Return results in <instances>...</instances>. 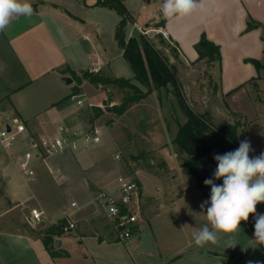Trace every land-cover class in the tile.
<instances>
[{"label": "crops", "instance_id": "crops-1", "mask_svg": "<svg viewBox=\"0 0 264 264\" xmlns=\"http://www.w3.org/2000/svg\"><path fill=\"white\" fill-rule=\"evenodd\" d=\"M60 1L29 0L33 8L32 15L14 18L9 27L0 32V43L7 44L19 64L17 72L11 68L12 71L8 73L6 66L11 65L0 57V78L4 77L0 79V124L8 123L14 117L19 118L26 126L24 136L27 138L52 135L58 124L68 123L64 120L69 108L68 101L56 103L69 96L75 85L74 80L67 83L64 77L72 78L70 70L75 71L78 61L84 60V56L87 57V52L78 43V39L68 30L69 27L81 26L79 20L83 21V18L60 4ZM96 1L87 5L98 6ZM122 1L133 17L131 23L140 33L142 28L149 29L148 34H154L158 43L160 36L166 44L172 45L175 49L172 63L176 64L178 75L181 76L180 67L187 71V67H196L204 61L198 60L195 44L205 33L221 49V66L215 64L217 70L214 74L212 72L214 78L216 73L219 77L220 92H240L244 83H253L252 79L258 74L261 77V70L264 68L258 72L246 59H258L264 64V0H197L199 8L196 12L171 20L164 18L163 14H157L163 0H138L136 6H130L129 0ZM250 20L260 26L246 30ZM160 21H164V24L159 25ZM159 28L168 31V38L153 30ZM131 33L134 36V32ZM42 47L44 52L41 51ZM166 48L168 51L171 49L169 46ZM121 52L123 56L122 49ZM168 56L171 58L172 55ZM86 60L83 62L86 63ZM98 64L99 61L94 62L82 70H92ZM104 65H101L99 72L112 76L106 72ZM18 73L26 79L19 80ZM38 84L40 85L37 86ZM87 84L91 83L83 81L81 85L83 93ZM242 84L236 91L230 92ZM16 161L14 154L0 151V179L5 178L8 182L12 180L15 171L19 170ZM90 161L84 151L67 152L49 156L35 166L33 184L29 188L40 208L35 205L31 209L36 207L42 210L43 221L32 223L30 210L25 215L30 230L26 227L14 228L11 224L0 226V264H56L53 255H67L69 249L77 247H80L84 257L91 256L92 259H104L101 253L107 249L108 254L112 253L108 261L121 263L119 258L116 259L117 255L114 257V250L119 244L129 251L131 248L136 251V254H130L132 264H263L264 257L260 246L253 242L254 234L245 221H241L242 230L236 236L235 247L226 248L223 241L220 245H195L192 232L206 223L200 205L208 199L202 194L196 195L195 201L189 205L179 203V200H187V195L179 196L178 202H173L176 204L178 217L171 221L161 220L155 231L153 222L148 220L147 223L146 220V203L143 202L146 195L142 182L141 228L135 236L122 241L103 207L95 200L96 192L106 188L98 187L86 176ZM37 167L40 168L39 174ZM47 171L49 175H46ZM37 175L43 177V185L50 187L51 193L79 196L71 199L69 206L58 199L50 205L51 197L46 192V187L41 188L36 179ZM19 193L13 191L11 204H21L16 199ZM73 201L77 202L76 207L71 206ZM167 205L164 202L160 204L163 208ZM257 209L264 211V204H258ZM203 212L206 213V208ZM63 217L74 221L76 228L62 234L47 235L46 229L57 224ZM146 225L152 232V245L149 247H144L142 243ZM56 240L60 241V245L55 244ZM48 246L55 249L50 252L51 259L47 255Z\"/></svg>", "mask_w": 264, "mask_h": 264}, {"label": "rangeland", "instance_id": "rangeland-1", "mask_svg": "<svg viewBox=\"0 0 264 264\" xmlns=\"http://www.w3.org/2000/svg\"><path fill=\"white\" fill-rule=\"evenodd\" d=\"M93 1H60V4L83 18V21L79 20L81 26L68 28L78 39L85 53L87 52V57L84 56V60H79L77 67H74L75 72H80L85 66L99 61V64H105V70L112 75L111 77L123 76L139 84L134 79V72L122 56L115 39L120 15L114 9L87 5ZM128 4L136 6L138 0H129ZM131 31L134 32V36L140 34L138 29L129 23L127 37ZM146 35L155 42L156 47L164 55H172L171 58L169 57L170 62L174 61L173 52L171 49L167 50L166 44L158 43L154 39V34ZM41 51H45L43 47ZM0 57L11 65V67L6 66L8 73L12 71L11 68L16 72L19 70V64L7 44L0 43ZM85 60L86 63L83 62ZM180 68L181 76L177 75L188 105L198 113L209 114L212 122L217 125L225 121H240V141L249 140L254 149L249 153L250 157L259 156L264 152V69L261 70V77L258 80L247 83L240 92L224 94L220 92L217 73L215 78L212 76V72L214 74L217 70L214 64L204 60L196 67H187V71ZM101 73L107 75L105 72L101 71ZM18 77L22 81L26 79L21 73H18ZM141 87L145 89L144 86ZM102 88L104 90L87 84L85 93L81 91L76 95L77 98L68 99L69 108L64 120L73 126H96L100 129L102 142L82 150L91 160L85 172L86 176L98 187L104 186L109 191L117 190L119 176L135 179L140 184L142 182L146 195L143 201L146 203V220L147 223L148 220L153 222L156 231L161 220L171 221L178 217L176 204L173 202L177 203L179 196L187 195L189 198L179 200V203L189 205L195 201L196 195H201L195 177L183 168L182 161L186 158V153L174 143V136L179 124L185 121V115L174 95L165 89L160 91L153 89L145 98L131 104L123 114L118 115L110 108L119 105L124 96L131 94L132 90H122L112 85ZM78 98L84 99L83 106L75 103ZM89 103L92 106L88 105ZM94 107H100L102 112L91 120L95 114ZM0 151L5 153L1 147ZM39 173L40 168L37 167V174ZM47 174L49 175L48 171ZM36 177L41 188L46 187L43 185V177L40 178L38 175ZM33 179V176L27 177L20 170L15 171L10 182L5 178L0 179V226L11 224L14 228H30L26 224L25 215L32 206L36 205L40 208L33 198V191L29 188L33 184ZM13 191L20 192L16 199L21 201V204L10 203V197H14ZM46 192L51 197L50 205L58 199L69 206L71 199L79 196L69 193L56 195L51 193V188L48 186ZM161 202L168 204L167 207H161ZM63 219L66 220L65 217ZM146 226L142 243L144 247H149L152 245V232L151 228ZM115 249L114 257L117 255L116 259L119 258L121 263L109 262L108 258L112 253L108 254L107 249L101 250L102 253L100 251L104 259H92L91 256L86 258L80 247L69 249L67 255L57 253L53 257L56 264H132L130 254H136L133 248L129 251L124 245L119 244ZM53 250L48 246L47 255L50 259L52 258L50 252ZM262 261L264 264L263 258Z\"/></svg>", "mask_w": 264, "mask_h": 264}, {"label": "trees", "instance_id": "trees-1", "mask_svg": "<svg viewBox=\"0 0 264 264\" xmlns=\"http://www.w3.org/2000/svg\"><path fill=\"white\" fill-rule=\"evenodd\" d=\"M96 5L114 9L120 15V20L115 30V39L118 46L123 50V56L134 72V79L139 84L135 83L133 79L123 76L111 77L91 70H82L77 74L75 71L70 70L75 81L72 93L56 104L66 103L68 99L81 93L83 81H87L96 87L112 85L122 90H132L131 94L124 96L123 101L119 105L110 108L111 111L120 115L131 104L145 98L153 89L159 91L165 89L168 93L174 95L182 113L185 115V121L179 124L174 136V143L187 155L182 161L183 168L195 177L197 187L202 196L205 199H209L211 188L204 184V180L212 178L217 167V162L214 160L215 154L223 155L239 147L240 127L238 122L225 121L219 125L214 124L209 114L198 113L188 105L177 75V66L170 62L169 56L164 55L156 47L155 42L146 34L140 33L139 36L127 37V26L133 21V17L122 0H97ZM163 24L164 21H160L159 25ZM259 26V23L250 20L246 30ZM158 37L160 44H166L162 37ZM166 46L171 48L173 54L175 53L172 45L166 44ZM195 48L199 55L198 60H205L207 63L221 66L222 55L220 46L211 41L205 33L201 35L199 41L195 44ZM246 61L251 62L258 72L264 68V64L258 59L247 58ZM258 78H260L259 74L252 79V82H255ZM241 86L243 84L230 92L236 91ZM94 110L95 114L91 117V120L102 112L100 107H94ZM215 183L222 184V179L216 180ZM262 213L264 211L257 209V214ZM246 222L254 234V216L250 215ZM66 223L67 221L61 218L57 221V224L46 229L45 233L49 236L62 234L64 232L63 226ZM260 250L264 257V247L260 246Z\"/></svg>", "mask_w": 264, "mask_h": 264}, {"label": "clouds", "instance_id": "clouds-1", "mask_svg": "<svg viewBox=\"0 0 264 264\" xmlns=\"http://www.w3.org/2000/svg\"><path fill=\"white\" fill-rule=\"evenodd\" d=\"M198 8L197 0H163L161 12L171 20L190 15ZM32 13L29 0H0V32L14 18L30 17ZM252 151L251 142L245 139L237 149L214 155L217 167L212 178L204 180L211 188L210 197L200 205L206 223L192 232L196 246L220 245L223 241L224 247H235L241 221H248L250 215L255 218L253 242L264 246V213L257 214V205L264 203V152L250 157ZM221 179L222 184L215 183Z\"/></svg>", "mask_w": 264, "mask_h": 264}, {"label": "built area", "instance_id": "built-area-1", "mask_svg": "<svg viewBox=\"0 0 264 264\" xmlns=\"http://www.w3.org/2000/svg\"><path fill=\"white\" fill-rule=\"evenodd\" d=\"M157 14L162 15L161 8L157 11ZM153 30L168 38L166 29ZM149 31V29H141L142 34H148ZM131 36L132 33L130 32L128 37ZM100 69L101 65L98 64L91 71L99 72ZM72 98L75 99L77 96L75 95ZM75 103L78 106H83L84 99L78 98ZM25 131L24 122L16 117L8 123L0 124V147L8 154L16 156L19 170L27 177L33 176L35 166L40 161H45L49 156L82 151L102 142L100 129L96 126H73L62 122L57 125L52 135L36 139L25 137ZM118 183L119 186L115 192L103 188L99 189L96 192L95 200L103 207L119 238L126 241L135 236L142 225L141 185L137 180L125 176H119ZM71 206L76 207L77 202L73 201ZM43 215L44 212L36 207L30 211L32 223L42 222ZM75 228L76 223L69 220L63 226L64 232H69Z\"/></svg>", "mask_w": 264, "mask_h": 264}, {"label": "water", "instance_id": "water-1", "mask_svg": "<svg viewBox=\"0 0 264 264\" xmlns=\"http://www.w3.org/2000/svg\"><path fill=\"white\" fill-rule=\"evenodd\" d=\"M64 80H65L67 83H71V82L73 81V79H72L71 77H67V76L64 77ZM238 125H240V121H238ZM55 244H56V245H60V241H59V240H56V241H55Z\"/></svg>", "mask_w": 264, "mask_h": 264}]
</instances>
